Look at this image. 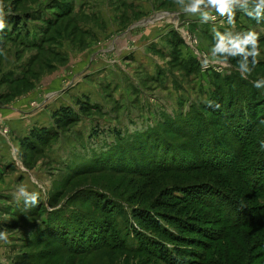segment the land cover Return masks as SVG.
<instances>
[{
    "label": "rangeland",
    "instance_id": "374dc122",
    "mask_svg": "<svg viewBox=\"0 0 264 264\" xmlns=\"http://www.w3.org/2000/svg\"><path fill=\"white\" fill-rule=\"evenodd\" d=\"M71 2L0 0L5 23L0 30V104L25 107L27 101L31 108H47L50 116L48 126H33L21 138L12 137L7 127L1 129L0 264L25 260L28 264H162L144 253L146 247L157 250L166 240L152 221L185 240L195 243L199 238L162 218L174 215L159 204L164 191L217 182L233 189L239 186L231 176L215 170L167 171L153 178L139 175L150 169L143 156L150 149L142 148L141 138L151 132L149 137L157 139L148 160L158 164L189 165L200 160L190 152L195 143L220 157L231 143L226 130L239 124L235 105L227 108L224 94L235 95L233 102L239 99L252 114L249 103L264 99V83L259 89L253 86L255 80L264 78V7L257 20L259 0H239L232 5L235 18L231 24L228 14L221 16L214 9L207 20L199 12L185 13L192 0H74L76 9L71 13L60 8ZM81 8L101 19L86 15ZM201 9L209 11L205 5ZM249 12L253 15L248 16ZM26 13L33 16L29 23L23 22ZM17 15L20 28L16 29ZM26 32L30 33L28 41L40 45L25 46ZM250 32L257 34L259 43L242 45L244 52L233 56L216 50L222 41L235 51L233 42L243 41ZM4 33H10L9 39ZM254 47L258 56L251 55ZM190 58L202 70L189 76ZM255 60L259 62L254 65ZM211 70L221 74L219 78L208 79ZM215 97L221 103L213 116L204 109ZM222 106L226 109L219 113ZM64 108L78 121L65 126L61 120L57 129L54 115ZM1 111L4 115L11 110ZM193 117L203 128L199 141L193 137ZM41 127L58 135L46 143L34 139L29 151L21 147V141ZM159 153L168 157L160 161ZM121 154L125 163L115 161ZM33 192L50 198L54 207L49 211L65 208L66 221L84 212L95 217L91 225L98 228L91 226L86 232L76 227L69 240L45 236L42 228L48 215L34 211ZM249 197L256 206L264 203L263 195ZM204 209L185 213L188 218L183 215L192 224L196 213L205 215ZM109 224L111 230L102 232L99 240L82 239L86 233L93 239L100 227L104 230ZM225 247L219 242L214 250L222 255ZM179 248L189 247L184 242Z\"/></svg>",
    "mask_w": 264,
    "mask_h": 264
},
{
    "label": "trees",
    "instance_id": "16d2710c",
    "mask_svg": "<svg viewBox=\"0 0 264 264\" xmlns=\"http://www.w3.org/2000/svg\"><path fill=\"white\" fill-rule=\"evenodd\" d=\"M73 3L74 0H72L68 7L64 4L60 6V8H66V12L71 13L76 9ZM80 11L85 12L82 8ZM16 17L18 19H15L13 25L17 29L20 28L18 22L20 18L18 15ZM22 18L24 19V23H29V21L33 20V16H31L30 13L24 14ZM49 22L52 23L53 21ZM9 34L10 33H4L2 35L6 36V39H9ZM20 34L22 35L23 32L21 31ZM13 35H17V33ZM29 38L30 33L26 32L24 39L27 43H25V46L31 45L35 47L40 45V42L28 41ZM175 59V61L178 62V59ZM187 61V75L190 76L193 73L201 72L202 68L199 62L193 58ZM179 66L183 69L184 65L180 62ZM220 75L221 74H216L211 70L208 79L212 76L219 78ZM237 84L239 85V82ZM245 86L247 85L245 84ZM251 92H253V90ZM254 96L255 94H253L252 98H254ZM223 99L228 102L227 108L235 105L234 117L239 121V124L236 127L226 130V135L231 138V143L224 146L220 153V159L209 153L208 149H202V146L198 147V144L195 143L194 146L190 148V152L197 153V155L201 157L200 160H193L189 165H175L171 162L169 164V161L167 163L158 164L148 160V154L153 152L152 148L155 145H158L157 139H153L152 136L149 137L151 132H148L143 139L141 138L142 148L150 149L143 152L145 160L150 164V169L145 173L141 172L139 175H148L149 178H153L156 177L155 175L158 173L167 171L188 172L215 170L228 174L233 178V184L239 186L238 189H233L217 182V184H198L186 188L171 187L164 191L162 195L163 199H161L162 201L159 202V204L162 207H167L169 210L172 209L174 215L171 214L169 217L164 215L162 218L169 221L170 224L181 231L193 233L199 236L198 239H203V241L204 239L206 240L202 242L197 239L195 243L192 240H185L176 231V234L172 232L169 233L162 229V227L158 225L159 223H156V220L152 221L151 224L159 228L157 233L163 238L165 237L166 240L162 242L157 250L146 247L144 253L147 252L151 254L162 264H264V203L261 202L259 206H256L249 197L252 195L264 196V146H262L264 145V111H260V109L264 107V99L255 100V103H249V106H251L254 111L253 114L251 111L248 112L244 110L239 99H237L236 103L235 101L233 102L235 95H230L227 92L224 94ZM220 103L221 101L219 98H212L211 102L205 106L208 110H204L216 116L217 112L215 109L219 108ZM224 109H226V106H222L219 113H223ZM197 113L206 117L203 109L197 108ZM54 120L57 129H60L62 126L61 120L65 126L67 123L70 125L78 121L76 115L71 110L65 108L54 115ZM191 123L195 125L192 131L193 137L196 141H199L203 130V128L199 126L200 121L196 117H193ZM57 135L58 131L52 132L45 128H41V130L35 128L32 130L28 139H23L21 141V147L29 151V148H32V141H34V139H37L36 143L39 141L46 143L52 141V138ZM30 140L31 142H29ZM33 147L36 149V146ZM161 154L162 153H159L158 155L160 156ZM204 154L208 155L206 159L202 158ZM123 155L125 154H121L115 161L118 163H125ZM167 157V154L165 156H160V161ZM249 172L251 176L247 177V173ZM51 207L54 206L50 198L45 200L42 196H38V202L34 206V211H37V213L40 211V214L48 215V221L43 225L44 228H42V233L45 234V236L55 235L56 239L68 238L69 240L73 236V230L76 227H83L86 232L91 229V226L98 228V226L91 225L92 219L95 218L94 216L79 212L66 221L62 214L65 208L49 211ZM200 208H205L202 210L205 212V215L202 216L196 213V216L192 218L195 221L189 224L184 217V215L187 217L185 213L193 212ZM158 221L161 222V220ZM189 221L191 222V220ZM105 227L104 230L100 227L99 231H97L99 235H95L93 239L89 238L90 235L88 233L83 235L82 239L85 241L88 239L91 241L99 240L102 232L105 235L111 230L110 224ZM173 242L176 244H173ZM184 242L188 244L189 248H179ZM219 242H224L226 246L222 255H219V253H216L214 250ZM169 245H172V247ZM229 253L235 255L233 260L230 259ZM28 263V260H25L20 264Z\"/></svg>",
    "mask_w": 264,
    "mask_h": 264
},
{
    "label": "clouds",
    "instance_id": "9594fccd",
    "mask_svg": "<svg viewBox=\"0 0 264 264\" xmlns=\"http://www.w3.org/2000/svg\"><path fill=\"white\" fill-rule=\"evenodd\" d=\"M239 0H192V2L187 5L183 11L186 12H191V13H197L199 12L205 20L210 18L211 16V9H214L217 13H219L221 16L224 14H228L229 16V23L234 24V18H235V13L232 11V5L238 3ZM201 5H205V7L209 8V11H204L201 9ZM264 7V0H259L257 4V12L255 18H259L260 12L259 9ZM3 15H4V10H3V5L0 4V30H3L5 28V23L3 20ZM248 16H252V13H247ZM249 42H251L254 46L257 45L259 42L257 40V34L250 32L248 37L244 39L243 41H236L233 42L232 48L235 49V51H232L231 49L227 48L223 42L221 41L220 44L216 46V50L218 51H229L231 55L235 56L239 52H244L245 49L242 47V45H247ZM251 55L253 56H258L259 52L256 47H254ZM259 61L255 60L253 63L254 65L257 64ZM240 64V67L244 68L245 71H250L244 66L243 62H238ZM242 78H245L243 74H241ZM264 83V78L261 80H255L253 82V86L255 88H261V84ZM264 146V145H262ZM38 193L33 192L30 195V199L32 201V205H35L38 202Z\"/></svg>",
    "mask_w": 264,
    "mask_h": 264
},
{
    "label": "crops",
    "instance_id": "0c3cea01",
    "mask_svg": "<svg viewBox=\"0 0 264 264\" xmlns=\"http://www.w3.org/2000/svg\"><path fill=\"white\" fill-rule=\"evenodd\" d=\"M84 13L90 17L95 16L101 19V17L96 14L91 15L90 11L87 12L85 10ZM23 106L25 107H18V105L0 106V138L2 137L1 129L3 127H7L10 130L12 137L21 138V135L24 134L26 136V133L30 131L33 126H48L49 121L47 120L50 116L47 108H41V105L38 106V108H31L27 101ZM2 108H9L11 111L8 114L5 113L3 115L1 111Z\"/></svg>",
    "mask_w": 264,
    "mask_h": 264
},
{
    "label": "built area",
    "instance_id": "2783aa9c",
    "mask_svg": "<svg viewBox=\"0 0 264 264\" xmlns=\"http://www.w3.org/2000/svg\"><path fill=\"white\" fill-rule=\"evenodd\" d=\"M213 21H215V20H213ZM207 69V68H206Z\"/></svg>",
    "mask_w": 264,
    "mask_h": 264
}]
</instances>
